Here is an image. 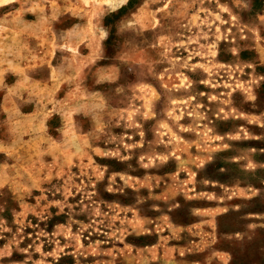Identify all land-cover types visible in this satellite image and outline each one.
I'll return each mask as SVG.
<instances>
[{
    "label": "rangeland",
    "instance_id": "rangeland-1",
    "mask_svg": "<svg viewBox=\"0 0 264 264\" xmlns=\"http://www.w3.org/2000/svg\"><path fill=\"white\" fill-rule=\"evenodd\" d=\"M0 264H264V0H0Z\"/></svg>",
    "mask_w": 264,
    "mask_h": 264
}]
</instances>
